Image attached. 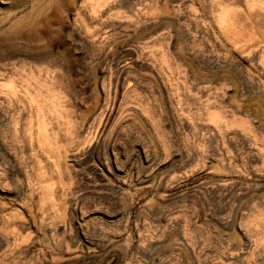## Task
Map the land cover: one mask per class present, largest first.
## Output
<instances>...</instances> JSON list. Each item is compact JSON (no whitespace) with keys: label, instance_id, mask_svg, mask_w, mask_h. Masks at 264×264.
Masks as SVG:
<instances>
[{"label":"rangeland","instance_id":"374dc122","mask_svg":"<svg viewBox=\"0 0 264 264\" xmlns=\"http://www.w3.org/2000/svg\"><path fill=\"white\" fill-rule=\"evenodd\" d=\"M263 108L264 0H0V264H264Z\"/></svg>","mask_w":264,"mask_h":264},{"label":"bare ground","instance_id":"6f19581e","mask_svg":"<svg viewBox=\"0 0 264 264\" xmlns=\"http://www.w3.org/2000/svg\"><path fill=\"white\" fill-rule=\"evenodd\" d=\"M225 13H226V12H225ZM226 14H228V13H226ZM224 16H225V15H224ZM224 16H223V17H224ZM223 17H222V18H223ZM227 17H228V16H227ZM227 17H226V18H227ZM220 18H221V17H220ZM220 20H222V19H220ZM221 22H222V21H221ZM225 28H226V27H225ZM225 28H224V29H225ZM263 109H264V108H263ZM243 115H244V114H243ZM247 123H248V122H247Z\"/></svg>","mask_w":264,"mask_h":264}]
</instances>
